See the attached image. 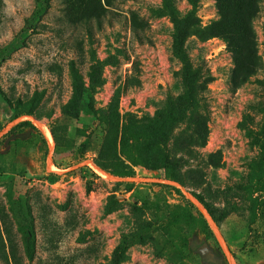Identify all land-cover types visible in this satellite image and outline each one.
<instances>
[{"label": "rangeland", "instance_id": "374dc122", "mask_svg": "<svg viewBox=\"0 0 264 264\" xmlns=\"http://www.w3.org/2000/svg\"><path fill=\"white\" fill-rule=\"evenodd\" d=\"M263 131L264 0H0V264H264Z\"/></svg>", "mask_w": 264, "mask_h": 264}, {"label": "trees", "instance_id": "16d2710c", "mask_svg": "<svg viewBox=\"0 0 264 264\" xmlns=\"http://www.w3.org/2000/svg\"><path fill=\"white\" fill-rule=\"evenodd\" d=\"M229 41H230V36H229ZM22 126H29L31 131L39 133V135L42 137V141H43V144H44V152H45V156L47 157V155L49 154V145H48L47 139L43 135L41 129L32 120H30V119L22 120L21 122L17 123L15 126H13V128L10 130V132L12 130H14V129L18 128V127H22ZM52 132H53L54 138H56L55 132L53 130H52ZM256 144L259 145V146L261 145V137H258L256 139ZM54 162H55V164L57 166H59L57 164L56 160ZM167 163H168V166L165 168L163 173L160 174V175H162L163 178H168V179H171V180L178 181L181 184H183L184 186H186L187 190L193 196H195L206 207V209L208 210V212L210 213L212 218L218 224L220 230H222L221 224L219 222V218H218V216L216 214V210L210 205V203L204 198V196L202 194L196 192L195 190L190 188L188 185H186L185 182H183L181 176L178 174L179 171H180V168L177 167V165H178L177 163H175L170 158L167 159ZM111 173L114 174V175H117V176H122V177L130 176V175L134 174V172L132 170L122 169V168H118V169H116L114 171H111ZM168 185H170L171 187L176 189L181 194L183 199L187 200L189 203H191V205L195 206L194 202L183 192V190L180 187L175 186L173 184H168ZM201 215L205 218V215L203 214V212H201ZM228 245H229V243H228ZM211 246H212V250L214 251V253L219 258L218 264H230V261H229V259L227 257V254L223 250V247H222L221 243L219 242V240L216 238V236H215V242L213 244H211ZM229 248H230L234 258L238 259L236 252L234 250H232L231 246H229ZM261 250L264 251V246H263V248ZM120 252H121V249H120Z\"/></svg>", "mask_w": 264, "mask_h": 264}, {"label": "bare ground", "instance_id": "6f19581e", "mask_svg": "<svg viewBox=\"0 0 264 264\" xmlns=\"http://www.w3.org/2000/svg\"><path fill=\"white\" fill-rule=\"evenodd\" d=\"M28 118H31V117H28ZM39 121V120H38ZM37 121V124L38 126L42 129V131L44 132L45 136L48 138L51 146L53 147L54 146V135H53V132L52 130L50 129V127H48L47 125L45 124H42L41 122H38ZM50 166L52 168L55 167V164L53 162V160L50 158V162H49ZM95 169L100 173V174H107V172L100 166L98 165H94ZM192 199L194 202H196L198 204V206L201 208V210L206 214V216L209 218V220L211 221L214 229L216 230V232L218 233L219 237H220V240L222 241V244L225 248V250L227 251L228 253V256H229V259L231 261V264H237L232 252L229 250L228 248V245L226 243V240L224 238V236L222 235L221 233V230L218 226V224L216 223V221L212 218V216L210 215V213L208 212V210L206 209V207L195 197L193 196L190 192L187 193Z\"/></svg>", "mask_w": 264, "mask_h": 264}]
</instances>
